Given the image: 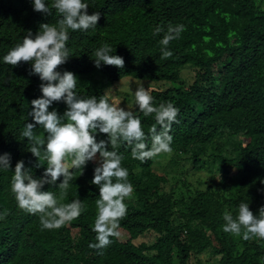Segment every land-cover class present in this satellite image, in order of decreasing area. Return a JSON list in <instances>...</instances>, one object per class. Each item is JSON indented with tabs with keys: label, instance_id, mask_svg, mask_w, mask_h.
<instances>
[{
	"label": "trees",
	"instance_id": "1",
	"mask_svg": "<svg viewBox=\"0 0 264 264\" xmlns=\"http://www.w3.org/2000/svg\"><path fill=\"white\" fill-rule=\"evenodd\" d=\"M263 1L89 0V14L101 13L96 29L69 30L72 56L58 70L78 77V94L99 97L124 78L170 84L149 92L154 104L170 100L180 109L171 129L172 162H184L194 173L207 171L211 179L201 183L204 188L197 183L182 190L154 170L163 152L141 162L131 157L130 146L121 144L117 150L124 154L122 166L133 192L125 200L119 234L103 249L89 247L96 242L92 226L98 195L90 183L92 162L82 174L70 169L71 187L62 198L58 188L45 185L61 203L82 200L85 210L77 218L44 229L39 214L17 207L11 191L15 162L24 160L35 176L47 166L34 167L36 158L20 136L30 101L40 95V81L28 74L27 62L12 66L0 61V154L12 157V167L0 172V264H190L203 253L217 257L215 264H264V239L244 240L222 228L223 213L235 215L241 201L248 199L254 214L264 205ZM51 11H33L30 0H0V57L29 30L35 34L41 23H55L58 17ZM168 23L186 27L168 45L173 55L162 58L158 41L163 33L153 35V29ZM105 42L124 58L123 68L93 66L92 52ZM185 67L193 69L186 87L180 80ZM52 107L65 110L63 103ZM137 114L147 136L154 114ZM42 131L34 129L37 135ZM147 234L153 235L152 243L135 244Z\"/></svg>",
	"mask_w": 264,
	"mask_h": 264
},
{
	"label": "clouds",
	"instance_id": "2",
	"mask_svg": "<svg viewBox=\"0 0 264 264\" xmlns=\"http://www.w3.org/2000/svg\"><path fill=\"white\" fill-rule=\"evenodd\" d=\"M33 11L52 14L55 23H41L33 34L30 30L19 43L11 47L0 61L15 66L27 62L29 75L38 77L40 95L30 101V111L25 117L20 136L26 139V151L35 157L34 167L43 162L46 167L39 176L26 167L24 160H17L12 168L11 191L17 207L31 214H39L40 225L44 229L59 228L85 210L78 197L61 203L50 190L54 186L61 192V198L71 187L73 171L83 169L89 162L94 164L90 183L97 186L95 200L96 215L92 230L96 233L95 243L89 247L103 249L115 237L120 220L126 215V198L133 192L128 180L129 171L122 166L124 154L117 149L121 144L130 146L131 157L141 162L160 153L172 152V125L178 123L180 109L172 101L153 103V96L141 83L128 91L132 96L135 110L120 106L119 98L111 97L112 88L103 95L82 96L77 92L78 77L71 71L58 70L72 56L67 46L69 30L86 31L96 29L101 13L89 14V0H30ZM182 23L157 24L153 35L163 33L158 43L162 58L173 55L169 43L181 37L185 31ZM92 63L97 69L104 65L121 69L124 58L116 54L115 47L101 43L92 52ZM110 99L113 102H110ZM54 102L63 103L65 110L59 113ZM138 111L145 116L154 114L155 123L146 136ZM30 118V120H29ZM43 131L40 135L34 129ZM101 134H104L103 136ZM12 157L8 152L0 154V172L12 167ZM59 180V183L57 181ZM264 186V180L261 181ZM264 193V187L260 189ZM4 213H0L3 219ZM223 231L248 240L252 236L264 239V205L256 214L247 201H241L235 215L223 213Z\"/></svg>",
	"mask_w": 264,
	"mask_h": 264
},
{
	"label": "rangeland",
	"instance_id": "3",
	"mask_svg": "<svg viewBox=\"0 0 264 264\" xmlns=\"http://www.w3.org/2000/svg\"><path fill=\"white\" fill-rule=\"evenodd\" d=\"M264 6V1L262 3ZM180 80L183 86H188L193 81V69L190 67H185L180 71ZM218 78L217 76L212 79L213 85L216 87L218 85ZM143 84L149 91L155 88L157 89H165L166 83H151L146 81H140L130 78L122 79L116 86H114L111 92V97L119 98L121 102L120 106H126L135 110V105L132 103V96L131 93L128 91V88L131 87L133 90L138 84ZM179 84V83H177ZM110 102H113L110 99ZM154 170L158 173L164 174L171 184H176L177 187L185 190V188L192 189L193 187H197V183L206 184L209 183L210 175L207 171H202L198 173H194L190 170V166L184 162H180L179 164H175L172 162L171 154L170 153H162L156 160L154 165ZM215 180V179H214ZM202 184L199 188H204ZM178 196V194H177ZM154 241V237L151 234H147L141 238H139L135 244L139 243H146L150 244ZM217 257L211 256L207 253H203L199 256H195V258L190 259V264H215V260ZM200 262H196V260Z\"/></svg>",
	"mask_w": 264,
	"mask_h": 264
}]
</instances>
